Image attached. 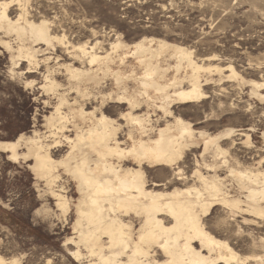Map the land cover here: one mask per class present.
I'll use <instances>...</instances> for the list:
<instances>
[{
  "label": "bare ground",
  "instance_id": "1",
  "mask_svg": "<svg viewBox=\"0 0 264 264\" xmlns=\"http://www.w3.org/2000/svg\"><path fill=\"white\" fill-rule=\"evenodd\" d=\"M15 1L19 13L13 17L9 10ZM29 1L0 0V32L17 40L15 49L10 40L1 39L13 63L28 60L37 65L41 63L38 54L43 51L38 44L55 46L57 41L81 61V66L64 63L69 84L77 96L90 100L97 89L102 96L100 105L108 98L121 106L127 105V111L120 113L125 126H129L127 146L123 145L127 140L118 137L124 124L100 107L86 110V102L82 105L75 97L71 102L65 93H58L56 105L44 120L49 137L59 134L69 143L61 158H54L51 152L60 146L61 140L47 143L45 131L37 128L32 134L23 132L14 140H0V151L7 153L9 160H33L30 164L33 174L45 182L62 215L74 207V235L63 243L73 245L74 248H68L71 257L85 264H264V155L245 166L234 153L230 160V148L222 144L226 140L234 146V136L239 135L245 137L243 144L252 148L249 132L255 127L224 128L217 133L196 130L191 121L174 115L172 109L177 103H197L207 98L204 86L221 82L225 77L237 80L242 88L248 87L249 96L264 103V80L246 79L231 63L212 62L217 57L215 53L198 59L195 55L198 50L165 38L144 36L128 43L116 35L115 41H109V49L102 47L99 40L74 45L66 40L67 36L51 32L49 17L32 19ZM99 49H104L103 53ZM50 68L41 85L57 95L61 83L52 77ZM107 81H111L116 91L108 94L101 91ZM143 107L147 111L138 112ZM156 112L171 118L162 117L166 123L157 129L152 119ZM70 122L74 123V136L64 134ZM261 136L264 143V132ZM201 147L199 157H195L192 183L187 184L184 170L173 167L186 151ZM210 157L212 161L208 160ZM126 161H132L136 167H125ZM155 166L172 169L173 177L187 185L168 190L158 188L163 184L154 182L150 187L145 167ZM223 167L229 173L225 177L217 172ZM60 169L76 184L79 197L75 202L64 193V185L55 189L62 179ZM217 206L223 208L218 225L222 227V223L224 231L232 237L250 233L251 254L240 253L236 242L210 224L208 218ZM239 218L249 228H244ZM254 229H258L257 235H251ZM22 259L0 255V264H22Z\"/></svg>",
  "mask_w": 264,
  "mask_h": 264
},
{
  "label": "rangeland",
  "instance_id": "2",
  "mask_svg": "<svg viewBox=\"0 0 264 264\" xmlns=\"http://www.w3.org/2000/svg\"><path fill=\"white\" fill-rule=\"evenodd\" d=\"M28 8L31 13L29 16L34 17L32 19L49 17L48 19L52 21L51 32L57 33L55 35L58 36L64 35L65 38L67 36L66 40L74 45L83 42L91 44L99 40L102 47L109 49L110 43L116 40V35L128 43H133L144 36L165 38L171 42L186 44L185 46L194 51L198 50L195 51L198 59L213 56L215 53L217 57L212 62L222 65L231 63L246 79L264 80V0H30ZM9 13L13 17L19 13L16 1L10 7ZM4 35L0 32V140H14L19 134L23 132L32 134V130L37 128L40 132L45 131L43 133L48 136L45 138L47 143H52L54 139L61 140L60 146L51 150L54 158H61L67 153L69 143L59 134L57 137H49L50 131L44 120L56 105L58 93H65L71 102L75 98L82 105L86 102V106L84 105L86 110H93L95 106L100 107L108 116L124 124L118 137L122 141L127 140L124 146L130 144L129 126H125L126 122L120 114L127 111V105L121 106L111 98L100 105L102 96L97 93V89L90 100L77 96V92H74L75 89L69 84L65 65L82 64L69 53L65 45L57 41L54 42L55 46L38 44L44 51L38 54L41 63L36 65L29 63L28 60H21L17 65L13 63L11 53L3 47L1 39L10 40L14 48L17 40L14 41L15 36L8 39ZM98 51L103 53L104 49ZM47 56L50 59L47 60ZM48 68L54 73L51 74L52 77L61 83L57 95L42 88L41 84L48 74ZM10 69L15 71L12 73ZM218 77L215 76L216 79ZM28 81L33 84L28 85ZM219 82L204 86L208 97L202 101L175 104L172 107L174 115L191 121L196 130L205 129L213 133L224 128L247 130L255 127L256 129L249 132L254 144L252 148L243 144L244 136H234V146L228 145L226 140L222 142L224 146L230 148V160L235 157L234 153L245 166H250L264 155L261 136L264 132V103L251 98L248 87L242 88L235 79L225 77ZM101 91L108 94L116 91V88L111 81H107ZM65 108V111L69 110L68 106ZM145 110L147 111V108L143 107L138 112L144 113ZM162 117H165L162 112L153 114L156 129L166 123L165 120H171L170 117H165V120ZM69 124L64 134L74 136L76 131L74 123ZM202 150L203 147L186 151L184 157L173 167L181 168L182 172L184 170L183 176L188 177L187 184L192 183L191 173L196 168L195 157H199ZM210 158L208 160L212 161L213 158ZM32 163L33 160L21 159L19 162L9 160L8 154L0 151V255L7 259L23 257L22 264H85L84 261H76L69 254L68 248H74L73 245L63 244L65 239L74 235L73 221L76 217L74 207L71 206L72 214L60 213L62 211L57 208L56 199L54 200L49 190H46L45 182L39 181L33 174L30 168ZM123 164L125 167L131 165L136 167L132 161ZM160 168L163 170L159 171ZM201 169L203 172L206 171L203 167ZM145 171L149 184L154 182L163 184L158 187L160 189L167 187L171 190L176 186L187 185L183 180L175 179L170 168L145 167ZM217 172L223 177L229 174L225 167L218 169ZM59 173L63 181L61 179L55 189L64 185L66 189L64 193L75 202L79 197L75 182L62 169ZM223 214V208L217 206L212 216L208 218L210 224L222 235L236 242L240 253L251 254L250 233L247 231L246 234L232 237L223 230L225 227L222 223H220L222 227L218 225ZM239 221L242 219L239 218ZM241 225L249 228L242 222ZM257 231L258 229H254L251 235H257Z\"/></svg>",
  "mask_w": 264,
  "mask_h": 264
}]
</instances>
